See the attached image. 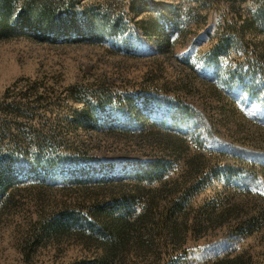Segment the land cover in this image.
<instances>
[{
	"label": "rangeland",
	"instance_id": "374dc122",
	"mask_svg": "<svg viewBox=\"0 0 264 264\" xmlns=\"http://www.w3.org/2000/svg\"><path fill=\"white\" fill-rule=\"evenodd\" d=\"M3 22L0 264H264V0Z\"/></svg>",
	"mask_w": 264,
	"mask_h": 264
},
{
	"label": "trees",
	"instance_id": "16d2710c",
	"mask_svg": "<svg viewBox=\"0 0 264 264\" xmlns=\"http://www.w3.org/2000/svg\"><path fill=\"white\" fill-rule=\"evenodd\" d=\"M4 23V22H3ZM42 26L46 27V22L42 21ZM6 26L5 23L0 25V32H4ZM147 172L150 177L157 174V167L155 162H151L147 165Z\"/></svg>",
	"mask_w": 264,
	"mask_h": 264
}]
</instances>
